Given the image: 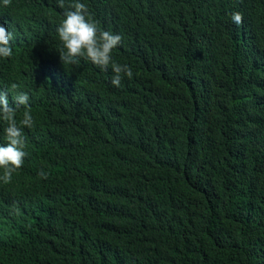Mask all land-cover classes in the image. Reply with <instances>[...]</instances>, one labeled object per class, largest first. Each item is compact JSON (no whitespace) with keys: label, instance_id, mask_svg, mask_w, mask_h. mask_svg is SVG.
<instances>
[{"label":"trees","instance_id":"16d2710c","mask_svg":"<svg viewBox=\"0 0 264 264\" xmlns=\"http://www.w3.org/2000/svg\"><path fill=\"white\" fill-rule=\"evenodd\" d=\"M80 2L122 36L119 87L62 64L57 0H0V90L35 121L0 180V264H264V0Z\"/></svg>","mask_w":264,"mask_h":264},{"label":"clouds","instance_id":"9594fccd","mask_svg":"<svg viewBox=\"0 0 264 264\" xmlns=\"http://www.w3.org/2000/svg\"><path fill=\"white\" fill-rule=\"evenodd\" d=\"M11 0H3V6L9 7ZM57 6L65 9L57 33L62 47L57 49L62 64L79 66L81 58L90 60L94 65L102 70L111 67L113 73L112 85L119 87L122 79L133 77L132 69L127 64H120L113 60L112 52L122 42L120 34H113L110 31L101 30L98 24L91 18V13L85 3L80 0H57ZM231 20L237 26L243 24V16L240 12H233ZM14 33L10 32L4 23H0V58L8 59L13 56L12 41ZM15 106L8 101L9 91L0 90V120L6 123L4 129L7 141L6 146H0V169L3 174L0 180L5 184L11 182L13 173L23 166L26 138L23 133L24 128H33L35 121L32 116L29 104L30 96L28 92L19 90L17 83L10 86ZM23 106L22 118L17 121V110ZM38 175L47 179L48 173L41 170Z\"/></svg>","mask_w":264,"mask_h":264}]
</instances>
